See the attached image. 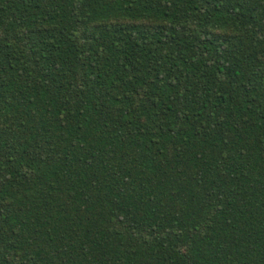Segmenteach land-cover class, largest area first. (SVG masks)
Instances as JSON below:
<instances>
[{"label": "trees", "instance_id": "obj_1", "mask_svg": "<svg viewBox=\"0 0 264 264\" xmlns=\"http://www.w3.org/2000/svg\"><path fill=\"white\" fill-rule=\"evenodd\" d=\"M0 264H264V0H0Z\"/></svg>", "mask_w": 264, "mask_h": 264}]
</instances>
